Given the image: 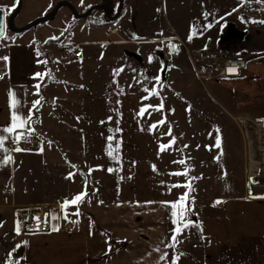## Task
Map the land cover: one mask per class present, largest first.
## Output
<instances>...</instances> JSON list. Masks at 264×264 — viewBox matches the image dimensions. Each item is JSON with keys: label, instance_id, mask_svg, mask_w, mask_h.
<instances>
[{"label": "rangeland", "instance_id": "obj_1", "mask_svg": "<svg viewBox=\"0 0 264 264\" xmlns=\"http://www.w3.org/2000/svg\"><path fill=\"white\" fill-rule=\"evenodd\" d=\"M0 5L6 11V35L15 37L14 42L8 40L4 52L9 59L13 58L17 72L23 76H28L30 71L45 72V66L37 64L35 51L39 46V50L45 52L40 59L47 58L48 68L56 79L66 82L45 80L47 86L42 85L41 92L47 102L34 118L38 117L35 129L43 136L44 152L38 154L41 140L36 136L32 142L19 145L28 151L15 152V201L44 205L59 201L63 194L82 190L84 180L76 184L73 179L82 176L81 172L87 174L90 168L103 169L92 172L88 180V190L97 189L100 201L117 199L116 195L128 188L142 190L145 194L140 198L148 201L155 196L162 201H175L185 191L184 188L173 189L168 194L167 187L161 184L162 181L165 184L184 183L183 176L167 175L182 170V165L172 163L181 158V153L169 150L157 156L158 144L170 140L163 135L168 131L167 124L155 134L140 130L156 122L155 119L159 121L162 115L153 112L148 122L145 113L138 122L135 114L146 93L140 91V85L128 87L137 73H146L149 77L160 74L166 84L161 95L167 97L165 114L178 138L174 147L189 146L184 149V155L191 157L188 161L193 169L190 175L202 177L194 182L195 191L191 194L195 197L193 216L202 219L207 215L217 222L220 211L232 201L245 195L252 198L250 191L254 196H264V24L244 23L240 19L243 16L246 20H264L259 5L241 7L239 0H83V4L81 0H19L18 5L15 0H0ZM92 6L97 7L88 17H78ZM102 7L111 17L116 15L115 18L108 20ZM204 12L212 14L210 21L220 20V23L188 43L193 23H207L202 15ZM159 33H163V37ZM133 34L141 39L134 40ZM53 36L61 39L43 43ZM165 38H175L173 42L180 46L178 55L169 54L166 42L161 43ZM34 40L40 42L39 45L33 44ZM205 44H217L232 52L257 53L258 57L248 63L241 78H224L203 86L194 76L187 50H196ZM66 45L80 49L82 56L74 60L62 57L61 50ZM150 56L152 62H149ZM56 60L60 63L52 62ZM122 65L129 66L118 77L126 94L117 96L112 70ZM161 66L165 67L162 73ZM36 83L33 79V85ZM53 98H58L55 106ZM36 99L38 97L32 94V100ZM117 99L120 105L116 104ZM144 103L157 105L159 100L153 97ZM189 106L190 112L186 111ZM128 107L132 110L131 120L135 122L131 125L127 121L129 116H125ZM113 109H119L122 116ZM169 109H175L174 114ZM110 116V123H100ZM242 118L247 126L240 122ZM117 120L122 129L117 139L122 141L123 161L118 175L107 171L118 165L105 154V138L111 134L109 129L117 127ZM216 128L222 140L223 155L219 162L214 157L221 149L209 151L205 147L215 144ZM145 136L147 146L142 143ZM48 141L52 142L51 147ZM252 152L257 168L255 174L250 165ZM258 157L262 158L258 160ZM68 162L77 167L70 168ZM153 164L163 174L154 172ZM70 171L77 172L71 180L66 179ZM121 176L123 180L119 179ZM217 199L224 202L213 207ZM160 202L146 205L142 201L139 206L147 209V216H153L159 214L158 210H166ZM234 204L237 206L241 202ZM232 216L235 217L234 209ZM161 222H164L162 232H165L167 225H171L167 211Z\"/></svg>", "mask_w": 264, "mask_h": 264}, {"label": "crops", "instance_id": "obj_2", "mask_svg": "<svg viewBox=\"0 0 264 264\" xmlns=\"http://www.w3.org/2000/svg\"><path fill=\"white\" fill-rule=\"evenodd\" d=\"M0 7L4 8L2 5ZM95 7L92 6L83 15L88 17ZM102 9L106 11L108 20L115 18L116 15L111 17L105 8L102 7ZM10 36L12 37V34ZM174 36L178 38L177 35ZM7 43L8 41L0 43V54L7 56L4 52ZM64 48L71 47L66 45ZM12 59L10 57L8 61L7 75L0 80V127L10 123L9 89L13 90L19 99L26 102L27 106L23 109L25 114L32 107V94L35 91L32 78L35 71H30L28 76L19 74ZM127 102L129 105L130 99ZM125 116H129L127 117L129 125L135 123L131 120V107H128ZM150 121L151 119L148 122ZM146 138L147 136L142 139V143L147 146L148 139ZM8 146L14 148V145L10 143ZM12 156L15 160V151L12 152ZM145 162L148 164V159H145ZM141 176L142 173L138 176L140 180ZM73 180L77 184L84 179L78 176ZM14 182L15 163L0 167V264H4L6 255L14 249H16L14 256L18 264H157L160 253L153 249L158 245L163 249L161 241L167 242L172 225H167V230L162 232L164 222L161 220L165 217L166 210H158V213H161L159 215L155 214L157 211L155 209L153 211L155 215L147 216L145 207L136 206V202L148 201L146 198L145 200L140 198L143 196L142 193L145 194L142 190L132 191L128 188L121 194L118 193L117 199L109 202L103 201L101 205L99 193L96 191L95 195H91L94 190L89 189L91 203L85 202L81 206L80 223L72 225L71 231L65 229V224L68 222L59 220V231L52 232L49 226L48 231L33 234L25 230L24 224L30 213L42 204L15 201ZM6 188L13 190L14 197L10 198L3 194ZM82 190L79 189V192ZM79 192L61 195V200L49 204L51 210L60 213L58 202H62L66 197L71 198ZM152 199L155 202L163 200L156 196ZM234 202H241V204L236 206ZM133 205H135L134 208ZM32 208L35 209L30 212ZM233 209L235 217L232 216ZM74 211L75 208H69V212ZM148 211L152 213V210ZM220 213L221 217L217 222L207 215H203L202 219L193 216L194 221L202 223L203 238H201V233L195 229L186 232L181 237L184 242L179 245V249L185 255L181 257L179 264H264V199H254L245 195L237 201H232V204L227 205ZM71 219H76V217L72 216ZM90 219L94 222L91 236L89 235ZM138 219L140 220L137 221ZM18 220L21 221L20 235L15 232ZM52 223H57V221ZM102 233H106L107 236ZM109 238L112 251L105 256L104 253L109 246L105 241ZM17 245H20L18 249ZM168 251L169 260H171V250Z\"/></svg>", "mask_w": 264, "mask_h": 264}, {"label": "snow or ice", "instance_id": "obj_3", "mask_svg": "<svg viewBox=\"0 0 264 264\" xmlns=\"http://www.w3.org/2000/svg\"><path fill=\"white\" fill-rule=\"evenodd\" d=\"M16 5L19 4V0H15ZM81 3L83 4V0H81ZM239 4L241 7H243L245 4L251 6L252 4L259 5V11L264 12V0H239ZM89 7H91L89 5ZM14 10L13 9H10ZM238 9H234L233 11H237ZM4 8H0V43L6 42L9 39H11L13 42L15 41V37H8L6 35V26L4 24ZM204 20L207 22L204 25H201L198 21H195L193 25L191 26L190 33L187 37L188 42H191L194 37L203 35L204 31H207L208 29H211L215 23H220V20L210 21L209 17L212 16L211 13L204 12L202 13ZM222 19V18H221ZM241 21L244 23H255V24H264V20H255V19H245L243 16L240 17ZM64 31H67L65 29ZM63 32L61 33V36H63ZM159 36L163 37V33H159ZM134 40L141 39L140 37H137L135 34H133L132 37ZM61 37L53 36L49 37L48 40L44 41L43 43L47 44L50 41H59ZM175 38H165V40H162L161 43L164 44L166 42V47L169 49L170 55H178L180 52V46L176 43H174ZM40 42L33 41V44L39 45ZM6 46V45H5ZM73 50V49H70ZM163 50V49H160ZM35 55L37 57V64H43L45 66V72H37L33 74V79L37 80V83L33 85V87L36 89V91L33 93V95L37 96L38 99L34 100L32 102V107L28 110L27 114L24 113L23 109L27 106L26 102L22 101L17 97V94L9 89L8 96H9V108H10V123L7 126L0 127V167H7L11 164L15 163L14 158L12 156V152L15 151L16 153L28 151L26 149L21 148L19 145L24 143H30L32 142V138L34 136L38 137L41 140V144L39 146V153L43 154L44 152V139L43 136L38 134L35 129V124L38 121V117L34 118L35 113H38L40 109L43 107V103L47 102L42 95L41 88L42 85L44 87L47 86L45 83V80L48 82H54V83H66L65 81H59L56 79L52 69L48 68L49 60L47 58L40 59V57L45 56V53L41 52L39 50V46L36 48ZM152 57H149V62H152ZM0 60L4 61L7 65V62L9 61V57L4 56L0 57ZM53 63L59 64L60 61H52ZM129 66L122 65L119 68L112 70V84L115 85V93L117 96H121L126 94L125 89L123 86L120 85L118 77L125 72L126 68ZM132 71L135 73L136 70L132 69ZM165 71V67L161 66L160 72L162 73ZM229 74L238 73L239 70L228 68L227 69ZM5 75H7L6 72L0 73V79H2ZM227 79V77H226ZM134 85H140V91L143 93H146V95L141 97V107L139 108V111L136 112V118L138 122L142 120L145 116V113L148 114L149 119L151 118V115L153 112L161 113L162 118L159 121H156L150 125H148L146 128L141 127L140 130L147 131L149 133L155 134L156 131L163 125H168V131L167 133H164L163 135H166L170 137V140L168 143H159L158 144V151L157 156L158 158L163 153H167L169 150L172 151H178L181 153V158L178 160H173V164L182 165V170L172 171L168 172L167 175L169 177H184V183H171V184H165L163 181L161 182L162 186L167 187L168 194L171 193L173 189H179L184 188L185 191L177 197L175 201H161L160 204L165 207L166 211L169 214L170 218V224L172 227L169 230V238H167V242L165 243L164 240L161 241V244H163V249L158 245L156 248L153 249V251L160 253L159 259L157 264H179L181 257H183L185 254L179 249V245L182 244L184 241L181 239L185 235L186 232H191L193 229L199 231L201 233V238H203V226L202 223H198L192 219V216L194 215V205H195V197H193L191 194L195 191L194 188V182L202 179V177L198 176H191L190 172L193 171L191 168V165L188 163V161L191 159L190 156L184 155V149L188 148V145H183L180 148L174 147L178 143V138L173 134L172 124L167 119V114H165V100L167 99L166 96L161 95V93L164 91L166 84L162 80L161 75L157 74L155 77H149L146 73H137L133 76V83H130L128 85L129 88L133 87ZM151 85V87H149ZM81 88L84 86L81 85ZM67 90V89H66ZM179 96V93L176 94ZM153 97L159 100V104L152 105V104H145L144 101L151 100ZM56 99L53 98L52 104L55 106ZM116 104L120 105L121 101L119 99L116 100ZM113 111H116L118 115H121L119 113V109H113ZM170 113L175 112V109H169ZM186 111L190 112V106L186 109ZM79 121V117L76 118ZM112 121V117H108L107 121H101L100 123L103 125L105 123H110ZM117 127L114 129H109L110 135L107 136L106 139V146H105V154L109 157L110 161L118 167H109L107 171L109 174L116 173L117 175L122 171L123 168V161L121 157V145L122 141L117 139V134L122 132V129L118 126L119 120L116 121ZM216 136H215V144L212 146H205L207 150L212 151L213 148L215 149H221L218 155L214 157V159L219 162L220 157L223 155L222 152V140L220 136V130L219 128L215 129ZM211 137V133L209 134ZM163 139V136L160 137ZM12 144L15 147H9L8 145ZM48 147L52 146V142L48 141ZM199 147V146H197ZM69 166L70 168L75 169L77 166L72 165L70 162ZM135 162H133L134 166ZM152 170L156 172L158 175L163 174L160 172V170L157 168L156 165H151ZM97 170H103L102 168H90L88 173H80L84 177V186L83 190L77 194H74L71 198H65L60 203V213H56L55 210H50L49 212L45 213V216L43 218V221L40 217H34L33 219L36 221V230L33 232V230H29V232H32L33 234L39 233V227L41 223L50 225V230L52 232H57L60 230V225L58 223L59 220H64L72 225H77L80 223V217L82 215L81 212V206L87 202L91 203V197L88 192V180L91 177L92 172ZM75 175H77L76 171H70L66 179L71 180ZM224 177H226V173L224 174ZM222 177V179L224 178ZM130 178V177H129ZM120 180H123L124 177H119ZM119 182V181H118ZM98 191L97 189H94L93 193L91 195H95V192ZM119 191V189H118ZM249 195L254 199H264V196H254L252 192H249ZM224 201H221L217 199L213 202V207L223 203ZM100 204H103V201H99ZM146 205H152L157 202L155 201H148L145 202ZM119 206V205H118ZM136 206H139V202H136ZM75 208L74 212H69V208ZM18 215V214H17ZM74 216L76 219H71V217ZM53 221H57V223H52ZM93 221L90 219V231L89 235L91 236L93 233L91 231ZM15 232L17 235H20L21 233V221L16 222V228ZM102 235L107 236L106 233H102ZM109 246L108 249L105 251L104 255L107 256L111 253L112 247H111V241L110 238L105 241ZM20 247V245H17V249ZM171 250V260H169V251ZM16 249L13 250V252H10L6 255L4 259V264H18L17 260L15 259L14 253Z\"/></svg>", "mask_w": 264, "mask_h": 264}, {"label": "built area", "instance_id": "obj_4", "mask_svg": "<svg viewBox=\"0 0 264 264\" xmlns=\"http://www.w3.org/2000/svg\"><path fill=\"white\" fill-rule=\"evenodd\" d=\"M73 49V50H70ZM190 56L194 75L198 82L203 86L207 82L219 81L224 78H241L247 68L250 61L258 57L257 53H247L243 51L232 52L223 48H220L217 44H205L196 50H187ZM61 55L67 60L80 58L81 51L75 47L63 48L61 50ZM6 55L0 54V57ZM231 63H235L238 67V73L229 74L226 71V67ZM8 72V62L7 65L4 61L0 60V73ZM5 76L0 79L3 80ZM3 194L12 198L14 197V192L11 188H6ZM51 210L50 205H39L34 211L31 212L27 220L25 221V230H36V221L34 217H40L43 221L45 213ZM48 224L41 223L39 231L45 232L49 230ZM65 229L71 231L73 229L72 224L66 223Z\"/></svg>", "mask_w": 264, "mask_h": 264}, {"label": "bare ground", "instance_id": "obj_5", "mask_svg": "<svg viewBox=\"0 0 264 264\" xmlns=\"http://www.w3.org/2000/svg\"><path fill=\"white\" fill-rule=\"evenodd\" d=\"M242 120L243 119H240V122H242ZM242 123H244V126H247V124H246V122L244 121V122H242ZM246 124V125H245ZM250 140V139H249ZM252 144V141L250 140V145ZM262 144H263V146H264V139H262ZM263 150H264V147H263ZM263 154H264V152H263ZM262 154V157L264 158V155ZM251 155H252V159H250L251 160V168H252V174H255V172L257 171L256 169V164H255V162H254V152H252L251 153ZM261 157V158H262ZM260 157H258V160L259 159H261ZM263 160V159H262ZM250 168V169H251ZM262 177L264 178V174L262 175Z\"/></svg>", "mask_w": 264, "mask_h": 264}, {"label": "clouds", "instance_id": "obj_6", "mask_svg": "<svg viewBox=\"0 0 264 264\" xmlns=\"http://www.w3.org/2000/svg\"><path fill=\"white\" fill-rule=\"evenodd\" d=\"M228 68H232V69H237V70H238V67H237V65H236L235 63H231L230 65H228V66L226 67V71H227ZM227 72H228V71H227ZM233 74H236V73H233Z\"/></svg>", "mask_w": 264, "mask_h": 264}, {"label": "water", "instance_id": "obj_7", "mask_svg": "<svg viewBox=\"0 0 264 264\" xmlns=\"http://www.w3.org/2000/svg\"><path fill=\"white\" fill-rule=\"evenodd\" d=\"M1 8V7H0ZM91 11V10H90ZM86 15H83V16H81V17H85ZM4 22V21H3Z\"/></svg>", "mask_w": 264, "mask_h": 264}, {"label": "trees", "instance_id": "obj_8", "mask_svg": "<svg viewBox=\"0 0 264 264\" xmlns=\"http://www.w3.org/2000/svg\"><path fill=\"white\" fill-rule=\"evenodd\" d=\"M33 209H35V208H32V209L30 210V212H31ZM30 214H31V213H30Z\"/></svg>", "mask_w": 264, "mask_h": 264}, {"label": "flooded vegetation", "instance_id": "obj_9", "mask_svg": "<svg viewBox=\"0 0 264 264\" xmlns=\"http://www.w3.org/2000/svg\"><path fill=\"white\" fill-rule=\"evenodd\" d=\"M89 16V15H88Z\"/></svg>", "mask_w": 264, "mask_h": 264}]
</instances>
